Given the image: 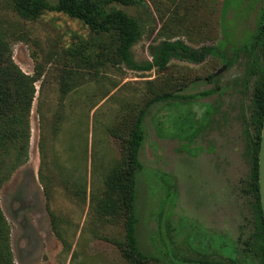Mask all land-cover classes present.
<instances>
[{
    "label": "rangeland",
    "instance_id": "374dc122",
    "mask_svg": "<svg viewBox=\"0 0 264 264\" xmlns=\"http://www.w3.org/2000/svg\"><path fill=\"white\" fill-rule=\"evenodd\" d=\"M145 1L148 9L115 5L141 24L142 35L131 47L136 64L149 62L148 46L167 37L193 49L211 46L217 55L200 64L170 59L161 72L95 66L85 58L100 50L98 44L111 53L106 36L62 13L25 21L9 0H0V32L13 63L26 75L40 73L26 162L0 184L13 264H125L114 243L122 240L121 220L98 214L103 180L120 157L133 113L163 92L173 97L151 105L142 119L135 201L139 248L161 264H192L220 254L213 248L208 253L212 237L240 252L241 241L253 232L254 199L247 184L253 78L247 75L251 57L245 46L255 33L254 10L245 0ZM208 90L214 91L190 98ZM187 110L192 129L176 133L172 122ZM167 176L173 191L165 200Z\"/></svg>",
    "mask_w": 264,
    "mask_h": 264
},
{
    "label": "trees",
    "instance_id": "16d2710c",
    "mask_svg": "<svg viewBox=\"0 0 264 264\" xmlns=\"http://www.w3.org/2000/svg\"><path fill=\"white\" fill-rule=\"evenodd\" d=\"M9 2L15 15L25 21L36 20L44 12L62 13L78 20L96 36H106L112 44V47L108 44L106 47L111 53L103 52L105 50L98 44L100 50L85 58L88 63L92 58L91 64L95 66H124L131 71L161 72L167 68L170 59L200 64L206 56L217 55L211 46L193 49L181 40L174 39L175 37H167L156 45L148 46L149 62L136 64L131 57V47L142 35L141 24L135 17L126 14L115 5L148 9L145 0H55L53 4L46 0H9ZM245 49H248L251 57L249 63L251 70L247 75L248 78H253L249 118L252 131L248 153L250 171L247 184L254 199V229L241 241L240 252L224 240L212 237L208 242V253L213 248L220 254L217 257L208 256V259L203 258L192 264H264V224L257 193V151L264 111V47L261 49L260 58L254 55L252 43L245 46ZM224 64L227 65L226 62ZM39 74L36 72L29 76L21 72L11 59L9 42L0 32V175H4L0 178V184L10 173L26 162L29 140L28 117L35 93L34 83L38 81ZM213 91L194 94L190 98L196 99ZM64 92L65 90L62 89L61 93ZM171 97L173 96L169 92L154 94L133 113L127 132L121 139L120 157L109 167L103 180L104 193L99 201L98 214L109 218L116 216L121 220L122 240L114 243L125 264H161L157 256L143 252L137 243L136 181L142 171L138 153L144 140L143 116L151 105ZM177 120L179 122H172V128L176 133L185 134L192 129L190 111H185ZM110 133L115 135L112 130ZM38 146L41 165L38 169V178L42 183L41 167L45 162L42 138ZM163 185V197L167 200L173 191V180L170 176L163 179ZM0 264H13L9 227L1 211Z\"/></svg>",
    "mask_w": 264,
    "mask_h": 264
},
{
    "label": "flooded vegetation",
    "instance_id": "af4514ba",
    "mask_svg": "<svg viewBox=\"0 0 264 264\" xmlns=\"http://www.w3.org/2000/svg\"><path fill=\"white\" fill-rule=\"evenodd\" d=\"M244 4L246 7L252 6L253 13L256 15L255 21L252 24L255 33L248 41V44L252 43L254 55L259 56L261 55V49L264 47V0H245Z\"/></svg>",
    "mask_w": 264,
    "mask_h": 264
},
{
    "label": "water",
    "instance_id": "95a60500",
    "mask_svg": "<svg viewBox=\"0 0 264 264\" xmlns=\"http://www.w3.org/2000/svg\"><path fill=\"white\" fill-rule=\"evenodd\" d=\"M223 70V67L217 70L213 75L216 76ZM257 193L261 217L264 224V111L262 116L259 145L257 151Z\"/></svg>",
    "mask_w": 264,
    "mask_h": 264
}]
</instances>
